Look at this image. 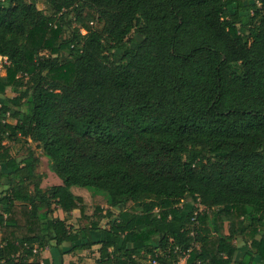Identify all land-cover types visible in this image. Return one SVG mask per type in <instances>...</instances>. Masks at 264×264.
Here are the masks:
<instances>
[{
	"label": "trees",
	"instance_id": "obj_1",
	"mask_svg": "<svg viewBox=\"0 0 264 264\" xmlns=\"http://www.w3.org/2000/svg\"><path fill=\"white\" fill-rule=\"evenodd\" d=\"M44 1L0 0V264L264 263V0Z\"/></svg>",
	"mask_w": 264,
	"mask_h": 264
},
{
	"label": "rangeland",
	"instance_id": "obj_2",
	"mask_svg": "<svg viewBox=\"0 0 264 264\" xmlns=\"http://www.w3.org/2000/svg\"><path fill=\"white\" fill-rule=\"evenodd\" d=\"M38 7L40 9H44L45 11L48 9V6L46 5L44 0H37ZM83 33H86V31L83 30ZM134 35V34H133ZM136 37L142 38L139 35H136ZM66 54L64 53V56ZM7 63V59L0 57V74L6 75V69L4 68V65ZM11 97H14L17 95V92L12 91V89H8L7 94ZM5 96L0 95V99H2ZM7 146L11 149L12 155L21 158L27 153V148L31 147L32 150L35 151L36 156L39 158L40 162L37 168V172L43 175L42 180V187H50L53 185H59L62 184V181L58 178V176L51 170L50 163L48 159L43 155L42 150L37 147L36 143H33L31 141H21L19 143H12L7 141ZM72 191L75 195L83 197V205L85 206V210L82 211V209H76V215L70 214V217L68 218V223L70 226L74 229H78L81 227H84L86 225H90V222L92 220L96 219V216L98 213L97 209H101V211H104L103 214H106L107 211H109L111 208L108 205V202L106 201V197L103 193H96L92 190H88L85 188L80 187H73ZM201 209H203L201 207ZM115 216L119 215L120 212L117 209H112ZM55 215L66 218L67 215L64 214L60 209H57V213ZM84 215V216H83ZM108 218H104L101 221L102 227H106L109 223ZM239 245L241 247V252L239 256H243V254L246 252V246L244 243L239 242ZM44 257L50 256L48 254V251L43 254ZM70 256V255H69ZM73 258L68 257L66 259L67 264L71 261H74L75 264H98L97 261L100 257L99 253V246H94L92 250H86L81 253H78ZM142 264H149V260H141ZM180 264H186L185 260H182ZM264 264V263H261Z\"/></svg>",
	"mask_w": 264,
	"mask_h": 264
},
{
	"label": "crops",
	"instance_id": "obj_3",
	"mask_svg": "<svg viewBox=\"0 0 264 264\" xmlns=\"http://www.w3.org/2000/svg\"><path fill=\"white\" fill-rule=\"evenodd\" d=\"M60 209V208H59ZM58 209V210H59ZM60 211H62L64 214H66L62 209H60ZM76 212H77V210H74L71 214H74L75 216H77L76 215ZM55 213H57V210H56V212ZM67 215V214H66ZM55 217H58V218H61V217H59V216H57V215H55ZM61 219H64V218H61ZM101 227H102V225H101ZM67 246L66 247H63V249L64 250H67ZM48 251V254L50 255V256H48V257H44V255H43V257L44 258H48V259H50V261H51V264H67V262H66V259L68 258V257H70V258H73L72 256H74V255H76V254H65V255H62L61 254V251H60V249L59 248H48L47 250H45L44 252H43V254H45L46 252ZM78 254V253H77ZM70 255V256H69ZM66 258V259H65ZM74 261H71L70 263H73ZM70 263H68V264H70Z\"/></svg>",
	"mask_w": 264,
	"mask_h": 264
},
{
	"label": "built area",
	"instance_id": "obj_4",
	"mask_svg": "<svg viewBox=\"0 0 264 264\" xmlns=\"http://www.w3.org/2000/svg\"><path fill=\"white\" fill-rule=\"evenodd\" d=\"M1 264H4V263H1ZM153 264H157V262L156 261H153Z\"/></svg>",
	"mask_w": 264,
	"mask_h": 264
}]
</instances>
